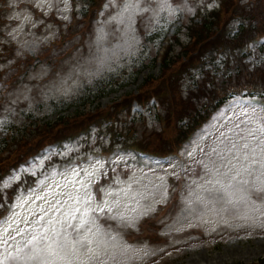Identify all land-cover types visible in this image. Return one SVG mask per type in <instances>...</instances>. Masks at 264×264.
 Masks as SVG:
<instances>
[{"label": "rangeland", "instance_id": "1", "mask_svg": "<svg viewBox=\"0 0 264 264\" xmlns=\"http://www.w3.org/2000/svg\"><path fill=\"white\" fill-rule=\"evenodd\" d=\"M221 1L170 0L174 8L179 7L182 9L177 19L176 17H170L166 11H160L158 0H141V7H149V11L133 17L132 29H128L126 23L120 24L117 22L119 12L128 0H112L111 6L105 8L102 12L103 15L100 13L97 16L95 15L96 12L89 9L85 13L87 10L86 0H77L78 5L75 8L72 5L71 23L58 20L54 15L43 17L44 24L36 28L28 27L26 35L21 37L22 40L27 39L34 42V51L26 49L20 57H16L15 49L17 45L13 43L11 48L7 46L6 52L0 56V64L7 63L4 59L5 56L14 59L15 63L28 60L34 53L45 57L38 64L31 66V70L27 71L28 73L23 79L16 81L9 87L5 86L6 90L2 92L4 95L0 93L1 98H3L0 101V120L7 121L0 126V137L1 133L8 128L17 126L20 127L18 129L14 128V132L20 137L21 134L18 131L24 126L31 125L33 122L36 124L37 121L42 123L53 122L57 117L71 116L76 112L85 110V104H92L93 101L94 103L89 109L95 107L108 108L109 104L117 99L119 95L136 91L138 84L133 83L134 78L142 69L152 65L162 38L167 34L171 35L175 28L177 36L173 40L174 50L172 54L180 55L181 46L176 43L179 40V43L185 44L187 38L186 32L179 30L177 27L182 29L181 26L187 24L192 17L195 18L204 11L206 14L214 8H218L215 5H219ZM227 1L229 5L233 4L232 0ZM255 1L256 5L247 6L250 4L248 0L244 1L243 5L249 7L248 16L256 33L264 28V0ZM7 3L8 0H0V41L7 38L5 32L15 28L17 23L9 17L16 16L18 10L6 7ZM107 3H109V0L105 2V5ZM185 4L195 10L194 16L183 10ZM24 7V4L20 5L21 10ZM234 8L235 6H231L229 12ZM153 9L156 11L154 12ZM33 11L37 19L41 18V13L36 10ZM81 12L84 13L82 16L80 15ZM48 25H51V27H47ZM68 26H71V31H68ZM235 26L236 22L230 25L231 28ZM99 29H104L107 33V41L98 49L95 45V39ZM131 35H135L136 40L133 41L134 47L129 50L125 44V39ZM61 39H64L63 45L58 43L62 41ZM113 49L117 50V55L112 54ZM105 56L107 57L106 63L97 72L98 60ZM245 61L249 62V65H246V67L243 65L242 68L253 74L254 79L263 83L264 51L258 54L254 51ZM253 62H255V67H253ZM15 63L11 65L12 67L7 66L3 69L13 68ZM235 67L225 68L222 65L220 68L222 75L226 72V69L230 72ZM45 70L47 75L41 78V74ZM174 72L181 73V69L175 68ZM89 73L93 74L90 75ZM142 73L147 74L144 70ZM148 75L156 76V71L148 70ZM198 75L201 74L194 71L175 82V92H177L176 110L169 109L170 119L175 125H178L184 114L192 112L193 106L188 103L185 96L189 88L191 89L195 85ZM61 80H66L67 83L64 86L71 89L68 95H61L50 90L54 83L59 84ZM125 86L127 88L121 89ZM203 104L202 101L200 107ZM168 108L169 104L166 105L167 112ZM194 109H197L196 103ZM230 118L233 121L236 120V116L232 111L225 114L222 120L215 122L213 130L193 141L192 145L187 148L185 152L187 171L184 179L178 178L171 169H167L165 172L156 171L153 174L151 170L137 167L129 156L121 154L114 158L109 167L103 166L102 169L97 170L95 175L87 177L88 181H94L90 191L95 194L97 201L103 199L101 188L109 190V187L117 189L121 186L116 183L117 179L121 181H128L130 178L131 180H139V183L133 185L134 190L143 191V186L149 182L148 177L151 178L153 184H160V177H163L164 187L156 193L155 201L150 198L142 202L152 204L156 211L152 215L141 219L138 231L118 227L116 221L100 218L102 225L105 227L111 225L114 233H119L121 239L128 244L135 248L150 250V255L137 256L130 264H257L261 259H264V227L260 226L259 220L253 224L252 221L246 222L235 219V210L230 212L226 218L209 211L201 219L199 216L190 214L187 210L188 205L186 202L194 199V196L190 194L191 192L209 196V193L200 188L199 185H204L205 188H213V185L205 184V181H215L217 177L205 175L197 161L204 160L207 162L209 160L210 157L206 153L214 146L219 130H223L228 125ZM182 124L183 122H180V125ZM137 129L140 133L137 140L140 142L142 140L144 142L148 141L154 146L161 144L165 149L173 145L172 142L169 143L165 139L166 137L159 133L152 118L151 122L148 119L146 123H140ZM40 133L42 132H37V134ZM97 133L93 131L88 144L84 141L72 145L66 144L57 160L84 155L88 150L97 149L99 145L103 147V144L107 142V137L105 134L98 136ZM27 135L29 136L30 132ZM46 140H48V136ZM201 149H204V151L202 152ZM121 156H124L125 159L121 160ZM211 159H215V156ZM51 160H47V162ZM45 166L46 162L43 159L35 165L21 167L23 168L22 171L20 168L13 174L16 176L15 180H9V177H7L0 187L2 190H6L19 181L22 175L27 176L38 173ZM87 166L88 164L83 167ZM140 169L147 173V176L142 179ZM101 173L104 175H101ZM81 176H84L83 172ZM53 177L61 187L59 189L48 190L44 188L41 190L42 185L49 183ZM248 179L255 181V174ZM228 182V179L224 180V183ZM65 183L66 181L55 171L47 176L43 174L38 187L33 189L35 191L23 193L24 199L16 200L14 203L11 212V216L14 212V218L0 229V241L6 242L8 247L12 248L16 243H23L25 237L37 226L40 216L44 217L41 222L43 224H47L49 219H63L64 212L73 206L71 202L67 206L60 205V211L55 210L51 205H55L62 199L59 193L73 191L71 185L64 188ZM215 187L219 188V185H215ZM248 187H254V184H250ZM165 188L166 193L162 199L161 192H165ZM83 194L82 191L81 196ZM212 194L214 195L215 192L213 191ZM38 196L46 198L39 199ZM28 197H31V199H28ZM252 199L256 202V206L261 204V199L255 192H253ZM156 201H159V203H156ZM128 203L130 207L135 206L131 201ZM237 208L241 213L244 211L242 205H237ZM121 210H123V206ZM17 229L24 235H18ZM13 236L15 237L14 240L12 239ZM2 250L3 244H0V251Z\"/></svg>", "mask_w": 264, "mask_h": 264}, {"label": "snow or ice", "instance_id": "2", "mask_svg": "<svg viewBox=\"0 0 264 264\" xmlns=\"http://www.w3.org/2000/svg\"><path fill=\"white\" fill-rule=\"evenodd\" d=\"M111 2L112 0H109L105 8L110 7ZM21 4L25 6L23 10L20 9ZM5 6L18 10L16 16L9 17L17 23L15 28L5 32L7 38L0 41V44L11 48V45L15 43L17 45L16 57H20L26 49L34 51V42L27 39L22 40L21 37L26 35L28 27L36 28L44 24L43 17L54 15L56 19L66 23L72 21L71 0H8ZM158 8L160 11H166L170 17L177 19L182 10L179 7L174 8L170 0H158ZM33 10L41 13V18L37 19ZM183 10H186L190 15H195V10L187 4L184 5ZM147 11H149V7H141V0H128L119 12L117 22L126 23L127 28L132 29L133 17ZM153 11L156 10L153 9ZM83 14V12L80 13L81 16ZM47 27H51V25ZM134 40H136L135 35L125 39L129 50L134 47ZM106 41L107 33L104 29H99L96 33L95 45L99 49ZM3 51V47H0V52ZM112 54L117 55V50L113 49ZM4 59L7 63L0 64V70L15 63L14 59L7 56ZM106 60V56L99 58L97 72L104 66ZM253 67H255V62H253ZM46 75L47 71L45 70L41 74V78ZM7 78L8 75L5 74V79ZM23 78L22 76L21 79ZM66 83V80H61L59 84L54 83L50 90L61 95H68L71 89L64 86ZM0 90L6 89L0 85ZM235 95L244 96L245 93L241 92ZM250 95L252 100L234 99L232 101L229 110L236 116V120L233 121L230 118L228 125L223 130H219L214 146L206 153L210 157L209 160L207 162L197 161L205 175L217 177L215 181H205V184L213 185V188L199 185L209 193V196L191 192L194 199L186 202L189 213L199 216L201 219L209 211L226 218L230 212L235 210V219L252 221L253 224L259 220L260 226L264 227V91L261 92L259 101H255V93ZM149 120L151 122L150 115ZM6 122V120H0V126ZM201 151L203 152L204 149ZM213 156L215 159H211ZM120 159L124 160L125 157L121 156ZM140 159L144 162L145 168L151 170L153 174L157 170L153 167V163L160 169L164 167L159 160L153 161V157L150 155L144 154ZM105 162L103 158H97L94 161L90 160L87 167L75 165L58 172V175L66 181L63 187L68 188L71 185L73 191L59 193L62 199L51 206L57 211L61 210L60 205L67 206L71 202L73 206L64 212L63 219H49L47 224L41 223L44 217L40 216L37 226L25 237L23 243H16L12 248H9L6 242L0 241V244H3V250L0 251V264H130L137 256L150 255V250L135 248L122 240L119 233H114L111 229V225L108 227L102 225L100 218L116 221L118 227L138 231L141 219L156 211L152 204L142 202L150 198L155 201L156 193L164 187L163 177H160V184H153L151 178L148 177L149 182L143 186V191L134 190L133 185L139 183V180L130 178L128 181H121L117 179L116 183L121 186L117 189L109 187V190L101 188L103 199L97 201L95 194L90 191L94 181H88L87 177L95 175L98 169L103 168ZM22 170L23 168H21ZM82 172L84 176H81ZM140 172L141 179L147 176L143 169H140ZM253 174H255V181L248 179ZM101 175L104 174L101 173ZM15 179V175L9 177V180ZM225 179H228L229 182L224 183ZM250 184H254V187H248ZM215 185H219V188H216ZM60 187L59 182L53 177L49 183L42 185L41 190L44 188L59 189ZM30 191L34 192L35 190ZM82 191L83 196H81ZM253 192L261 199L259 206H256V202L252 199ZM165 193L166 188L165 192H161L162 199ZM38 198L45 199L46 197L38 196ZM16 199H24L23 192ZM129 201L135 206L130 207ZM237 205L243 206L242 213ZM122 206L123 210H121ZM0 207H4V205L0 204ZM8 210L12 212L13 207L10 205ZM13 218L14 212L13 216L5 218L3 223L7 224ZM17 234L24 235L19 229H17ZM12 239L14 240L15 237L13 236Z\"/></svg>", "mask_w": 264, "mask_h": 264}, {"label": "trees", "instance_id": "3", "mask_svg": "<svg viewBox=\"0 0 264 264\" xmlns=\"http://www.w3.org/2000/svg\"><path fill=\"white\" fill-rule=\"evenodd\" d=\"M217 17H218V15L216 13H213L211 16L204 17L203 22H202V33H200L198 35V37H197L198 40H199V38L203 40L204 36L209 35V33L211 32V30H212V28L214 26V24L212 23V20H217ZM190 30H191V33L192 32H196V30H195L194 27L192 29H190ZM171 61H172V58H171ZM166 64H169V63H167L166 60H165L164 63H163V65H162L163 68H164V66H166ZM204 108H206V110L208 109V107H204ZM195 113H196V115H202L203 113H206V112H204L202 110V108H198L195 111ZM196 118H194V120ZM190 121L192 123V120H190Z\"/></svg>", "mask_w": 264, "mask_h": 264}]
</instances>
